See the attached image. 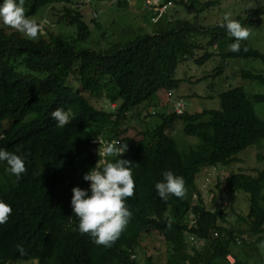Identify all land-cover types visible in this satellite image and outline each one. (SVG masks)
Segmentation results:
<instances>
[{
	"label": "trees",
	"instance_id": "16d2710c",
	"mask_svg": "<svg viewBox=\"0 0 264 264\" xmlns=\"http://www.w3.org/2000/svg\"><path fill=\"white\" fill-rule=\"evenodd\" d=\"M78 1L24 0L23 5L25 15L32 18L43 7L68 4L62 7L63 15L56 18V24L73 28L72 35L39 31L29 39L11 28H0V148L18 150L25 158L19 181L0 163V200L12 209L7 222L0 224V264H139L136 254L143 236L149 234L165 242L166 264H228L227 255L233 257V264H248L243 262L248 258L245 249L264 242V168L252 166L254 174H231L218 179L215 186L247 194L246 217L227 208L226 202L224 206L217 203L216 196L207 202L197 189L196 176L204 169L231 165L241 152L264 140V121L253 107L264 104V95L250 96L236 87L219 95L218 110L176 114L160 104L159 94L177 88L180 80L175 71L194 51L202 52L194 59L197 63L216 56L222 63L258 59L264 64V55L245 41H241V51L233 53L228 49L233 38L221 24L203 27L189 20L163 27L159 19L152 33L101 47L92 41L82 13L71 5ZM163 1L182 9L189 1L194 3ZM215 2L209 0L201 6L209 9ZM251 13L248 18L234 19L251 25L264 14V6ZM88 39L91 47H97L79 49L78 44ZM245 47L247 51H243ZM212 49L215 51L210 52ZM240 78L264 86L261 73L241 71ZM99 98L109 103L107 110L89 103ZM56 108L69 117L62 128L51 118ZM152 118L156 121L149 125ZM175 122L183 125L186 136L199 140L195 149L181 154L169 136L171 129L168 131ZM98 137L126 146L121 157L106 160L132 162L134 191L125 200L132 215L111 247L96 245L87 234L79 233L70 206L71 189L87 188L83 175L102 166L97 165L99 158L93 155L95 146L90 143ZM257 161L264 164V154H258ZM164 170L183 177L184 198L170 195L165 201L157 196L154 184ZM241 223L246 229H241ZM185 233L203 239L205 248H192Z\"/></svg>",
	"mask_w": 264,
	"mask_h": 264
},
{
	"label": "rangeland",
	"instance_id": "374dc122",
	"mask_svg": "<svg viewBox=\"0 0 264 264\" xmlns=\"http://www.w3.org/2000/svg\"><path fill=\"white\" fill-rule=\"evenodd\" d=\"M83 0H79L73 6L79 5ZM117 1L127 3L126 6H118ZM209 0H194V3L187 2L188 6L182 8L171 7L169 5L164 17H155L151 10L146 8L144 0H84L85 4L78 8L84 17L85 23L92 32L91 39L99 43L101 47H109L114 44H122L132 41L135 37L143 33H152L155 22L161 19V25L165 27L170 24L173 27L177 21H187L202 25L203 27H212L223 23L225 13H231L232 18L246 17L251 12L261 11L264 6V0H214L215 7L203 9L202 3ZM212 1V0H211ZM194 4L196 7H194ZM68 4L55 3L52 7H43L32 18L39 25L41 34L50 33L60 35H72L74 29L68 26H59L56 24V18L62 16L63 6ZM96 18V19H95ZM93 20L99 27L95 26ZM249 30V37L244 40L251 48L264 55V14L254 19L251 25H242ZM167 27V26H166ZM0 28L8 29L10 27L0 23ZM13 29V28H11ZM15 30V29H13ZM45 30V31H43ZM17 31V30H16ZM105 34V39L101 38ZM91 39L78 44L79 49H88L97 47L94 44L91 47ZM215 51L214 49L209 50ZM202 52L194 51L193 57L183 60L175 71V78L180 80L179 85L173 90V96L167 100L165 92L159 94L160 104L167 106L170 102V111L176 101H181L183 110L188 113L201 112L204 110H218L220 108L219 95L229 89L242 87L250 95H264V86L256 83L242 80L241 71H252L264 75V64L258 59H230L222 63L218 57L212 56L209 60L197 63L194 59L201 57ZM167 92V91H166ZM102 99H105L104 96ZM91 99L90 104L97 109L107 110V101ZM254 112L256 116L264 121V104L255 103ZM156 118L147 121L149 125L155 122ZM171 129V130H170ZM169 136L177 143L181 154L193 150L199 144V140L194 137L186 136L183 133V125L175 122L168 129ZM2 132V130H1ZM1 135V133H0ZM264 154V140L258 145L247 148L241 152L238 160L227 167H221L220 170L204 169L196 177V183L199 191L205 196L207 202L216 196L217 203L224 206L228 203L235 209L240 217H246L248 212V195L241 191H226L222 186L216 189L218 179H225L227 176L235 173L254 174L252 166L257 169L264 168L263 162L257 161V155ZM211 189L214 193L208 196ZM225 198V199H224ZM222 199V200H221ZM209 203V207L213 203ZM209 209L213 210V207ZM227 226V223H223ZM241 229H246V224L239 225ZM251 238L248 239V242ZM254 240V239H253ZM258 243V242H257ZM254 243L255 253L243 262L248 264H264V242ZM252 247V246H251ZM167 246L163 239L156 234L143 236L140 249L137 251L136 260L139 264H166ZM11 264H35L33 261L16 262Z\"/></svg>",
	"mask_w": 264,
	"mask_h": 264
},
{
	"label": "clouds",
	"instance_id": "9594fccd",
	"mask_svg": "<svg viewBox=\"0 0 264 264\" xmlns=\"http://www.w3.org/2000/svg\"><path fill=\"white\" fill-rule=\"evenodd\" d=\"M82 4H85L84 0L75 7L79 8ZM23 5L24 0H0V23L17 30L29 39H33L39 32V25L35 20L25 15ZM163 6H166V8L164 13L159 14V16L164 15L169 8L167 3L164 4L162 0L160 7ZM220 26L226 30L228 36L233 38V42L228 45L229 51L233 53L240 52L241 41L247 40L250 34L249 30L232 18L231 13L224 14L223 23ZM243 51H247V48L245 47ZM165 93L166 97L167 93H171L173 96V90ZM167 100L169 99L167 98ZM164 106H167V104ZM167 107L169 112L176 113L173 110L170 111V102ZM51 118L55 121V126L60 128L69 122L68 114L62 108H56L52 111ZM125 148L126 146L119 147L118 145L116 147L113 144H107L103 149V153L105 157L116 155L121 157L125 152ZM17 152L0 148V163L4 164L5 170L19 181L21 174L25 172V158L18 155ZM100 165L102 166L99 168L93 167L83 175L82 179L88 182L87 188L74 186L71 189L70 206L78 221V232L87 234L96 245L111 247L112 243L119 238L132 215L125 203L126 198L133 196L134 191L132 162L119 158L115 159L114 162L111 160L102 161ZM161 177L154 184L156 194L161 200L166 201L170 195L181 199L185 197L186 187L182 176L174 174L171 170H164ZM11 212V206L4 200H0V224L7 222ZM186 239L190 246L194 248L190 241L192 238L187 237Z\"/></svg>",
	"mask_w": 264,
	"mask_h": 264
},
{
	"label": "built area",
	"instance_id": "2783aa9c",
	"mask_svg": "<svg viewBox=\"0 0 264 264\" xmlns=\"http://www.w3.org/2000/svg\"><path fill=\"white\" fill-rule=\"evenodd\" d=\"M161 1L162 0H145L144 3L146 5V8L148 10H151L155 17H158L159 14L164 13V10L166 8V6L160 7ZM167 5L169 6L170 4H167ZM167 98L170 100L172 98V94L167 93ZM114 107H115V105H111V108H114ZM182 107H183L182 103L180 101H176L172 110L175 111L176 113H181ZM90 143L95 146L93 155L96 158H99L97 161L98 165H100L102 161H105L108 158V157H105L104 153H103V149L107 144H113L116 147H118V141L117 140L108 142L101 137L92 140ZM184 235L186 238L188 237L187 233H185ZM188 238H190V237H188ZM190 241H191V244L193 245L195 250L199 251L205 246V241L203 239L202 240L190 239ZM225 259L229 264H233V262H234L232 256H230V255H227Z\"/></svg>",
	"mask_w": 264,
	"mask_h": 264
},
{
	"label": "crops",
	"instance_id": "0c3cea01",
	"mask_svg": "<svg viewBox=\"0 0 264 264\" xmlns=\"http://www.w3.org/2000/svg\"><path fill=\"white\" fill-rule=\"evenodd\" d=\"M245 250L247 251V255L245 257L247 258V256H248V258H249V256H251V253H255L256 249L248 248V249H245Z\"/></svg>",
	"mask_w": 264,
	"mask_h": 264
}]
</instances>
